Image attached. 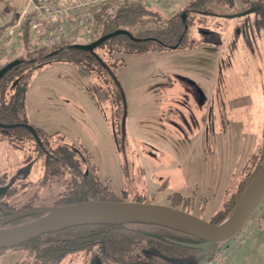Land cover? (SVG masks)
I'll return each instance as SVG.
<instances>
[{"label": "rangeland", "instance_id": "obj_1", "mask_svg": "<svg viewBox=\"0 0 264 264\" xmlns=\"http://www.w3.org/2000/svg\"><path fill=\"white\" fill-rule=\"evenodd\" d=\"M15 1L0 15V26L29 12V0ZM188 1L150 0L145 6L150 11L148 19L163 24L176 15L186 17L183 4ZM249 4L254 12L245 16H190L187 40L191 45L133 52L96 49L113 66L121 93L118 99L111 93L115 84L100 74L82 76L73 61L49 59L24 84V112L9 120L35 125L53 146L68 145L86 154L97 180L123 201L168 205L167 195L178 192L193 198L191 214L208 221V215L221 208L224 198L235 191L234 183L257 160L262 144L264 2ZM244 6L235 0L233 7L212 9L233 14ZM244 22L249 26L248 37L241 31ZM200 28L214 32L218 41H204ZM24 54L22 46L14 56ZM94 85L106 91L103 100ZM10 94L7 90L5 100ZM34 141L0 138V177L9 183L26 176L23 186L4 197L16 207L28 200L35 206L50 205L66 191L67 176L44 169ZM263 204L264 195L233 237L209 250H197L180 264L264 261V241L258 245L250 235L259 228L254 219ZM3 250L0 264H33L21 249ZM58 264H96V258L92 252H79Z\"/></svg>", "mask_w": 264, "mask_h": 264}, {"label": "trees", "instance_id": "obj_2", "mask_svg": "<svg viewBox=\"0 0 264 264\" xmlns=\"http://www.w3.org/2000/svg\"><path fill=\"white\" fill-rule=\"evenodd\" d=\"M247 6L235 9L238 13L250 8L251 0H238ZM264 0H256V3ZM233 7L235 0H189L183 4L186 13L185 21L182 22L181 15L169 18L163 24L150 22L148 19L150 11L145 5L133 1H122L114 6H106L97 15L100 25V36L110 33L116 29L128 30L134 38L131 40L126 35L111 37L96 47L93 53L75 49L72 42L51 48L50 52H42L44 48H32L28 40V23L31 13L23 15V50L24 57L13 56L0 62V68L8 62L19 59L20 63L6 72L0 79V122L13 124L9 119L16 113H23L22 92L24 84L31 77L35 68L46 63L49 59H66L73 61L80 75L89 76L93 72L100 74L104 80L114 83L111 93L115 99L121 97L119 85L113 70L96 53V49L107 48L108 52H133L170 48L191 45L187 40V33L191 24L192 15H223L213 12V6ZM190 12V14H189ZM17 17L0 26V34L11 25ZM87 43V42H86ZM100 100L106 96V91L100 90L94 85ZM11 90V94L5 100V93ZM23 124V123H22ZM25 124V123H24ZM28 125V127L26 126ZM11 136L16 138H32L38 153L43 156V164L47 172L66 175L65 192L50 203L51 206L67 205L93 200L123 201L120 197L108 189V187L97 180L95 168L91 165L89 157L80 153L78 149L68 145H51L45 131L35 125L25 124L8 128ZM15 138V137H14ZM264 162V128L262 144L258 150V158L246 169L242 178L238 181L235 191L222 203L210 218L209 222L219 224L232 212L243 190ZM87 171V172H86ZM24 179L11 182L5 196H11L16 187L23 186ZM169 206L179 208L191 213L193 198L183 196L178 192L167 195ZM130 201L142 202L134 199ZM203 204V201L200 202ZM36 207L32 200L22 203L20 207L7 202L4 197L0 198V218ZM41 214L26 216L11 220L2 226H12L37 218ZM170 239L182 242H197L193 237L176 232L164 227L143 223H108L91 224L69 227L66 229L45 233L30 239L20 245L11 247V250H23L33 264H58L64 257L84 252L94 253L96 264H177V261L191 259L197 250L189 249L170 242ZM4 250L1 249L0 253Z\"/></svg>", "mask_w": 264, "mask_h": 264}, {"label": "water", "instance_id": "obj_3", "mask_svg": "<svg viewBox=\"0 0 264 264\" xmlns=\"http://www.w3.org/2000/svg\"><path fill=\"white\" fill-rule=\"evenodd\" d=\"M251 12H254L253 7L238 13L218 16L232 18L245 16ZM181 17L182 22H184L185 15L182 14ZM117 35H126L134 41L139 40L134 38L126 29H116L101 35L92 42L76 43L72 44V47L93 53L96 47ZM177 45H172L170 48L174 49ZM19 63V59H14L1 67L0 79ZM21 125L25 124H4L0 122V127L3 128H13ZM26 126L28 127V125ZM29 167L30 165H27V168ZM263 195L264 162L243 190L231 214L219 224L210 223L187 211L169 205L137 201L93 200L58 206H36L0 218V250L20 245L45 233L81 225L108 223H143L164 227L189 235L197 240V242H182L170 239L171 243L193 250H209L213 244L230 239L243 227ZM38 214L41 215L27 222L2 226L11 220Z\"/></svg>", "mask_w": 264, "mask_h": 264}, {"label": "built area", "instance_id": "obj_4", "mask_svg": "<svg viewBox=\"0 0 264 264\" xmlns=\"http://www.w3.org/2000/svg\"><path fill=\"white\" fill-rule=\"evenodd\" d=\"M122 1L146 6L150 0H29V45L32 48H53L68 42L76 43L78 39L92 42L100 37L97 15L104 7ZM22 18L16 19L0 34V62L17 53V43L22 47ZM258 219L264 220V204L259 209Z\"/></svg>", "mask_w": 264, "mask_h": 264}, {"label": "flooded vegetation", "instance_id": "obj_5", "mask_svg": "<svg viewBox=\"0 0 264 264\" xmlns=\"http://www.w3.org/2000/svg\"><path fill=\"white\" fill-rule=\"evenodd\" d=\"M248 29H249V26L247 25V22L243 25V27H241V31H242V33H243V35L244 36H247L248 37ZM202 30H204V29H202V28H200L198 31L199 32H203L204 33V41H206V42H217L218 41V38L217 37H215L216 35L214 34V32H212L211 31V33H209V31H202ZM207 37H215V39L213 38V39H211V40H208V38ZM5 124V123H4ZM9 137V139L10 138H12V136H11V134H10V131L8 130V128H3V127H0V138H3V139H5V138H8ZM16 138V136H13V138ZM19 138V137H18ZM20 139V138H19ZM29 169V168H28ZM44 169H46V167L44 166ZM26 176H22L21 178H25ZM15 179H17V178H15ZM15 179H13L12 181H9V183H6L5 181V176H3V178L2 177H0V198H2V197H5V193H6V191H7V187H8V185L11 183V182H13V181H15ZM7 201V200H6ZM7 202H9V201H7ZM182 261V260H181ZM181 261H177L176 263L178 264V263H180ZM185 261V260H184Z\"/></svg>", "mask_w": 264, "mask_h": 264}, {"label": "crops", "instance_id": "obj_6", "mask_svg": "<svg viewBox=\"0 0 264 264\" xmlns=\"http://www.w3.org/2000/svg\"><path fill=\"white\" fill-rule=\"evenodd\" d=\"M12 1V0H11ZM14 2H16L15 0H14ZM14 2H7L6 0H0V12H2L3 14H1L0 13V15H4V13H6L5 12V9H9V7L10 6H13L12 4L14 3ZM24 2V1H23ZM2 5H3V9H2ZM8 14V13H7ZM23 14V13H22ZM22 14L20 15L21 17H22ZM1 20V19H0ZM245 23V22H244ZM22 46H23V44H22ZM15 48H16V52H18L19 50H21L22 49V47L17 43L16 44V46H15ZM239 181V180H238ZM238 181L237 182H235L234 183V187H236L237 186V183H238ZM233 192V191H232ZM232 192H230L225 198H224V200H223V202L226 200V198H228V196L232 193ZM189 197H191V196H189ZM222 202V203H223ZM214 214V213H213ZM213 214H209L208 215V217L210 218ZM254 224H257L258 226H259V228L256 230V232L255 233H253V235L252 234H250L251 235V238L253 237V238H256V241H257V243H258V241L259 242H263L264 241V239H263V236H262V234L264 233V226L263 227H260L261 225V223L263 222V224L262 225H264V220H259L258 219V215L256 216L255 215V219H254ZM252 238V239H253ZM258 245H260L259 243H258ZM240 255V254H239ZM206 261L207 262H209L208 261V258L206 259ZM186 262H188V261H186ZM200 262H202V260L201 261H198L197 263H190V262H188V263H186V264H199ZM178 264H180V263H178ZM185 264V263H184ZM257 264H264V261H262V262H260V263H257Z\"/></svg>", "mask_w": 264, "mask_h": 264}]
</instances>
